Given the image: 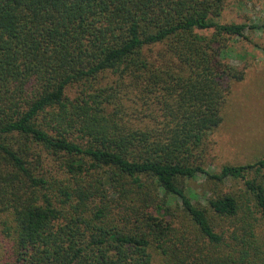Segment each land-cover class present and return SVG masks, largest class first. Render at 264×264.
<instances>
[{
  "label": "trees",
  "instance_id": "obj_1",
  "mask_svg": "<svg viewBox=\"0 0 264 264\" xmlns=\"http://www.w3.org/2000/svg\"><path fill=\"white\" fill-rule=\"evenodd\" d=\"M227 4L0 0L2 264H264V156L204 166L260 27Z\"/></svg>",
  "mask_w": 264,
  "mask_h": 264
},
{
  "label": "rangeland",
  "instance_id": "obj_2",
  "mask_svg": "<svg viewBox=\"0 0 264 264\" xmlns=\"http://www.w3.org/2000/svg\"><path fill=\"white\" fill-rule=\"evenodd\" d=\"M219 20L260 27L246 29L244 36H234L224 52L227 60L245 69V77L233 83L223 121L209 136L204 166L214 172L226 164H246L264 156V0H228ZM208 186L202 175L188 180L194 202L207 204V197L212 195ZM238 186L231 181L222 185L224 190ZM10 245L0 225V264Z\"/></svg>",
  "mask_w": 264,
  "mask_h": 264
}]
</instances>
